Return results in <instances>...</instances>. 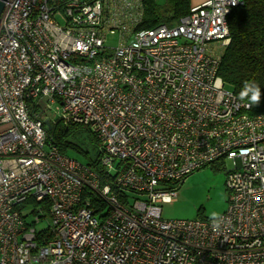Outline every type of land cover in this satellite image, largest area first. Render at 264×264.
<instances>
[{"label":"built area","instance_id":"1","mask_svg":"<svg viewBox=\"0 0 264 264\" xmlns=\"http://www.w3.org/2000/svg\"><path fill=\"white\" fill-rule=\"evenodd\" d=\"M242 3L206 0L137 30L141 0L5 2L0 264H264V112L218 75ZM52 106L95 135L98 171L47 144ZM222 158L234 168L220 230L163 219L177 185Z\"/></svg>","mask_w":264,"mask_h":264},{"label":"trees","instance_id":"2","mask_svg":"<svg viewBox=\"0 0 264 264\" xmlns=\"http://www.w3.org/2000/svg\"><path fill=\"white\" fill-rule=\"evenodd\" d=\"M190 8V0H165L164 5L158 4L157 0H141L142 17L137 30L151 29L159 25L173 26L189 14ZM227 24L229 42L220 56L218 75L226 89L238 99L243 82L256 81L262 89V96L259 105L251 106V113H262L264 112V0H243L240 6L233 8L227 15ZM61 123L58 120L55 124H51V130L47 133V144L55 146L64 155H67L68 151L81 152L67 138L83 126ZM84 128L90 133L91 139L99 145L95 135L87 127ZM81 153L86 155L85 152ZM100 156L101 152L98 151L96 160L83 163L98 171Z\"/></svg>","mask_w":264,"mask_h":264},{"label":"rangeland","instance_id":"3","mask_svg":"<svg viewBox=\"0 0 264 264\" xmlns=\"http://www.w3.org/2000/svg\"><path fill=\"white\" fill-rule=\"evenodd\" d=\"M158 4L164 5L165 0H157ZM118 43L117 35H108L106 37V45L115 47ZM224 47L218 45L216 51L223 52ZM46 118L50 119L51 124H55L59 118V110L56 106H52L50 110H46ZM62 124V123H61ZM81 152L68 151L70 158L78 161L87 162L96 160L99 151L98 143L94 142L90 133L84 127H79L73 134L67 138ZM234 164L228 159H219L210 165L203 167L190 175H188L180 185H177V196L172 202L162 204V217L166 220H194L203 219L210 220L211 211H217L221 215L226 211L229 193L226 188L227 174L232 171ZM27 212L34 211L39 204L29 203ZM35 215L32 213L26 217L28 222L32 221ZM51 223L50 218L42 219L38 228H44Z\"/></svg>","mask_w":264,"mask_h":264},{"label":"clouds","instance_id":"4","mask_svg":"<svg viewBox=\"0 0 264 264\" xmlns=\"http://www.w3.org/2000/svg\"><path fill=\"white\" fill-rule=\"evenodd\" d=\"M262 89L260 85L254 80H246L238 93L239 100L247 101L249 106L259 105L261 102ZM209 219L214 230L218 231L223 223V217L217 211H211Z\"/></svg>","mask_w":264,"mask_h":264},{"label":"water","instance_id":"5","mask_svg":"<svg viewBox=\"0 0 264 264\" xmlns=\"http://www.w3.org/2000/svg\"><path fill=\"white\" fill-rule=\"evenodd\" d=\"M7 0H0V19H1V14L3 12V9H4V6H5V2ZM45 126H46V129L47 131H50L51 130V123L48 119L45 120Z\"/></svg>","mask_w":264,"mask_h":264},{"label":"crops","instance_id":"6","mask_svg":"<svg viewBox=\"0 0 264 264\" xmlns=\"http://www.w3.org/2000/svg\"><path fill=\"white\" fill-rule=\"evenodd\" d=\"M204 1H206V0H190V6L191 7L197 6L201 3H203Z\"/></svg>","mask_w":264,"mask_h":264}]
</instances>
